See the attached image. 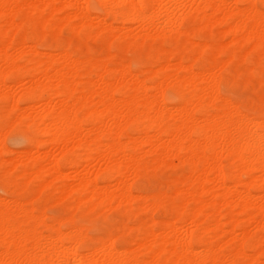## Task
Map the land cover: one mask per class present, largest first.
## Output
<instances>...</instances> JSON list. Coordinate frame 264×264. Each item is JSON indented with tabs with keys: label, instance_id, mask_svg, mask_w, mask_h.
<instances>
[{
	"label": "bare ground",
	"instance_id": "obj_1",
	"mask_svg": "<svg viewBox=\"0 0 264 264\" xmlns=\"http://www.w3.org/2000/svg\"><path fill=\"white\" fill-rule=\"evenodd\" d=\"M98 1L103 11L94 15L88 7L90 0H0V100L8 101L0 134L5 127L6 132L3 131V137L0 136V139L5 141V134L9 132L7 127L12 128V124L16 123L31 127L35 133L32 138L28 135L33 148H28L10 159H5L4 155L10 154L11 150L1 144L2 139L0 140V179L9 194L17 191L19 193L26 189L31 181L37 180L36 197L42 190L55 189L57 194L62 193V196L69 200H76L77 205H89V209H95L101 204L111 207L112 203L115 207H118L119 203L132 207L133 201L139 198L133 193L132 181H129L131 175L134 181L135 177L138 179L140 176L138 174H142L143 168L156 169L163 164L172 163V158L183 160L188 163L191 174L179 180L184 187H177L172 192L174 196L181 197L179 203H176V200L172 202L176 212L173 219L176 221L166 219V229L163 232L160 230V234L154 227H139L141 237L134 243L140 251L142 250L141 253L147 254V258L143 260L138 256L140 251L136 252L129 247L119 249L116 246L118 235L109 237L98 246L99 248L82 252L80 244L85 235L80 226L76 225L64 232L61 229L62 220L57 225L55 222L50 225L42 217L44 212L41 215L36 214L35 209L24 207L23 200L21 203L18 199L7 201L5 197L0 196V264H264V249L261 248V244H264V118L243 114L245 112L242 113L239 106L232 104L231 100L225 98L227 96L223 97L219 92L220 70L227 62L240 59L239 54L230 53L227 58L223 56L227 60L223 59L217 63L219 73L217 70L213 71L216 67L199 70L200 72L195 69L196 58L209 46L216 51L225 50L229 42L251 44L248 50L264 47V11L260 10L256 0H235L231 3L233 6L236 4L234 7L228 0ZM262 2L264 3V0ZM192 13H196L198 25L201 27L226 24L221 31L223 30L228 38L232 37V42L226 39L228 43L221 41L215 45L195 43L197 40L194 41L191 35L194 30L183 27L185 19ZM17 15L19 18L21 16V20H16ZM31 15L37 16L44 24L57 25V29L63 24L71 27L73 31L94 27L96 32L111 38L108 43L113 38L127 39L142 33L143 40L151 37L149 35L162 38L169 35L175 38L176 46L172 50L169 48L161 51L157 56L158 62L161 63L158 68L154 66L157 62L145 63L147 69L142 72L147 70V77L144 75V79L137 75L139 71L135 74L129 61L124 63L125 61L121 60L122 62L116 63L112 68L120 72L118 77L114 78L116 80L107 81L102 74L96 88L98 91L90 90L83 87L86 78L76 80V77H90L93 68L107 73L111 69L110 52L101 58L75 57L70 49L73 46L68 43L59 47L57 59L56 53L49 50L42 53L37 46L30 45L27 36L17 42L12 40L13 36H8L9 30L24 25L27 17ZM114 22H134L139 29L137 32L141 33L133 35L131 32L127 33L128 31L124 32L127 28L115 26ZM96 32L94 35L98 34ZM191 49L195 51L194 57L189 54ZM245 53L247 50L243 52ZM20 59L24 60L23 65L19 62ZM173 59L176 61L172 62ZM17 67H23L26 75L30 77L25 83L27 89L20 94L8 90L10 87L5 81L8 73ZM171 67L175 68L173 74L169 72ZM183 70L185 72L181 73ZM261 75L263 76L260 73ZM157 76L161 77V80L157 81V84L153 82L155 86H148L147 79ZM88 79L91 83L96 80ZM18 81L21 84L23 79ZM169 83L180 94L178 103L174 106H169L158 98L160 94H164L160 92L161 89L166 88ZM123 84H127L129 95L115 98L116 92L120 94L124 91ZM157 91L158 94L160 92L159 95ZM97 93L100 98L96 102L94 97ZM218 101L222 102L219 111L211 113L208 106L213 103L215 105ZM22 102L28 103L25 108L21 106ZM167 114L180 120L173 133L171 131L172 136H169V139L164 136L168 132L165 124ZM105 115H109L111 124L107 123V118L103 121L108 125L100 121ZM136 120L145 121L146 124L143 129L133 134L129 129ZM85 124L90 126L86 127ZM150 131L153 132L152 135ZM105 137L109 139L106 142ZM143 145L148 146L147 153L152 155V158L144 163L142 157L146 155V149L142 151L143 154L140 153ZM44 147L48 148L42 151ZM83 150L88 152V157L93 156L94 160L97 158L99 166L92 165V169L91 162H87L90 166L85 163L86 167H81L79 171V152ZM115 151H120L123 158H120L122 154L119 158L114 157ZM222 154L237 162V170L225 172L219 160L224 156ZM87 156L82 159L86 160ZM199 164H202L201 168ZM66 168L73 170L75 175L73 173L69 176ZM248 172L256 174L245 182L241 173ZM99 179L104 183L102 186H99ZM227 180H234L236 183L229 186ZM212 181L218 182L216 184H219L220 190L214 191V185L215 189L218 186H210ZM244 185L261 189L263 192L257 195L258 193L254 194L249 189L243 190L241 187ZM192 187L194 189H191ZM210 192L212 195L207 198ZM76 193L78 195H75ZM158 194L153 202L140 203V206H145L142 207L146 210H155L169 203L168 194ZM62 196L59 197L60 200ZM59 199L57 201H60ZM193 202L196 205L190 210L189 203ZM225 209L229 216V221L226 219L229 229L225 227L226 220L223 221ZM188 211L192 214L190 222L192 221L193 227L185 232L188 227L183 229L177 222L183 220ZM20 216L23 218L19 219ZM245 220L256 223L257 231H260L258 236L251 233L256 230L252 231L247 227ZM151 221L153 222V219ZM40 224L48 225L55 234L42 233L38 229ZM228 231L234 234L228 236L234 237L231 240L229 238V242L234 243L233 250L226 254L224 249L228 240L223 239L226 243L223 241L220 246L217 244V248L215 242ZM192 241L199 244V249H193ZM246 245L255 252H247L244 248Z\"/></svg>",
	"mask_w": 264,
	"mask_h": 264
},
{
	"label": "rangeland",
	"instance_id": "obj_2",
	"mask_svg": "<svg viewBox=\"0 0 264 264\" xmlns=\"http://www.w3.org/2000/svg\"><path fill=\"white\" fill-rule=\"evenodd\" d=\"M90 1L91 2H89V4H88L90 12L92 14H94V13L95 14H101V12L103 11V8H102L101 4L99 3V1L98 0H90ZM228 1H230V3ZM228 1L227 2L232 7H234L236 5V4H234V6L232 5L233 4L232 2L235 0H228ZM256 4L260 8V10L262 9L264 11V3L262 2V0H256ZM17 17L18 18L16 20L19 21L21 16L19 18V15H17ZM197 20H198V18L196 17V13H192L185 19V24H183L184 28L189 29V30H194L191 33L192 38L194 41L199 40L198 42L195 41V43L204 44V42H205L206 44H209V45L210 44L215 45V44L221 43V41L222 42L225 41L226 39L228 40V42L232 40L231 39L232 37L228 38L224 34L223 30L221 31V29L226 27V24L225 25L213 24L211 26L209 25L206 27H201L198 25L199 22ZM114 25L115 26H122V28L125 26L124 28L125 29L127 28V29L126 30L124 29L125 30L124 32L128 31L127 33H130V32H131V34H133V33L134 34H136V33L140 34L141 33V32L140 33L137 32L139 29H137V24L134 22H125L123 24L114 22ZM90 26L92 27L93 25H90ZM55 28L57 29V25L53 26L51 24H44L37 18V16L31 15V16L27 17L24 25L18 27V29L15 27L12 28V30L10 29L8 32V36L9 37H10V35L13 36L12 40L15 39L14 40L15 42L19 41L22 37L27 36L26 38L28 40V43L29 44L31 43L30 45L37 46V48L42 53L48 52V50L50 52H53L54 54L56 53L57 59L59 56V54H58L59 47H61V45H66L68 43L71 44V47L73 46V48H70V49H71V52L73 53V55L75 57H82L85 59H87V58L88 59L101 58V57H104L106 54H108V52H110V54L112 55L110 58L111 62L109 60V65H110L111 69L108 70L107 73L104 71L103 72L105 74L103 72L101 73L100 69L93 68V70L91 72L92 74H90V77H89V75L83 76V77H79V76L76 77V80L78 78H82V79L86 78V80L83 82V87L85 86L84 88H86V89L90 88V90L91 89L95 90L98 87L97 84H98V81L100 80V77L102 74L104 75L105 80L107 79V81L116 80L114 78L117 75H119L120 72L115 70V69L112 70V68L116 66V63L122 62V61L123 62L125 61L124 63L130 62L131 63L130 64L131 69H133V71L136 72L135 74H137V72L139 71V73L137 75L139 76V78L144 79L143 78V77H145L144 75H146V77H147V73H146L147 70L145 72H142L143 70H145V68L147 69V67L145 66L146 65L145 63L157 62L154 66H156L155 68H158L157 66H159L161 63L158 62L159 60L157 59V56L161 53V51L169 50V48H170V50H172L176 46L175 38H173L169 35L164 36L163 38L161 36L155 37L156 35L155 36L149 35L151 37L143 40L144 36L142 37V35H141L142 33H141L140 35H137L136 37L127 38L128 40L124 39V38H121V39L116 38V40H115V38H113L112 41L108 43V41H109L108 39L110 37H107L104 33L96 32L94 27H92V29H90V27H89L87 30L73 31L71 29V27L63 24V26L58 27L60 29L56 30ZM196 29L198 32L195 31ZM205 30L207 31V33ZM81 31H82V33H81ZM122 31H123V29H122ZM75 32H77V33H75ZM95 32L98 34L94 35ZM79 35H81V36H79ZM197 36H198V39H197ZM147 37H148V35H147ZM166 37H167V39H166ZM141 38H142V40H141ZM118 39H120V40H118ZM185 40L186 39H184V41ZM208 40L210 43L208 42ZM225 42L228 43L227 41H225ZM58 43H60V44H58ZM111 43L113 45H116V46L115 47L112 46ZM164 43H166V44H164ZM227 45L228 46L223 51H216L215 48H213L212 46L207 47L204 50V52L195 60L196 72H198L199 70L201 71V70H205L207 68L216 67L218 62L223 61V59L227 60L225 58H227L230 53L239 54L241 56L240 59L227 62L226 63L227 65L229 63L230 64L228 66L225 64V67L223 69L217 70V67H216V69L215 68L213 69V71L217 70L216 72H218L220 70L219 92L223 97L227 96L225 98H227L228 100H231L232 104L239 106V109L241 110V112L242 113H243V111L245 112L243 114L249 115V117H256L259 119H261V118L263 119L264 118V83H263L264 82V66H263L264 65L263 64L264 63V47H262V46H259V47L251 46V48L252 47L253 48L248 50L251 44H242L241 45L240 43H236V44L231 43L230 44V42H229ZM245 50H247V53L243 54V52ZM10 51L13 52V49L10 48ZM227 51H229V52H227ZM14 52H15V50H14ZM131 52H132V54H131ZM189 54L194 57V54H195L194 49L193 50L191 49L189 51ZM242 54H243V56H242ZM152 56H153V58H152ZM186 56H187V58L189 57V55H186ZM223 56L225 58H223ZM242 57H243V59H242ZM141 58H143V59H141ZM250 58L252 61L250 60ZM197 60L200 61V63H198ZM175 61H176L175 59L172 60V62H175ZM246 61H249V62H246ZM19 62L22 65L24 64V60H22V59H20ZM197 64H198V66H196ZM251 66H254V67H251ZM250 68H251V70H249ZM256 68H258V69H256ZM226 69L231 70V71H228ZM242 69H243V71H242ZM256 70H259L260 72L256 71ZM98 71H100L101 74ZM172 71H175L174 67L173 68L171 67L169 69V72L171 74H173ZM184 72H185L184 70L181 71V73H184ZM260 73L263 74V76L262 75L260 76ZM224 74H226V75H224ZM232 75H234V76H232ZM7 76H8V78L5 81H6V84L8 85V87H10L11 89L6 87V86H4V87L8 88V90H12L13 92L16 91L17 94H20V93H23L27 89L28 86L25 83H26V81L28 82V78H30V77L28 75H26V70L23 67H17L16 69H13L11 72L8 73ZM224 77H225V79H224ZM88 78H91L93 80L96 79L97 81L95 80L94 83H91V80ZM22 79H23V81L22 82L20 81V82H21V84L23 83V85H21L18 81V80H22ZM159 80H161V77H159V76L151 78V79H147V85L148 84L150 85L153 82H154V84H157V81H159ZM15 84H17V86H15ZM126 85L127 84H123V86H122V89L124 90L123 92H120V94H118L119 92H116L115 98H121L120 96H122V95H126V96L129 95L130 92L128 91ZM168 85H166L167 87L165 85H163L166 87L164 89L162 88L163 91L160 88L161 89L160 92H162V93L164 92V94H160V92H159V94L163 95V96H160L158 94L159 90L157 91V94L159 96L158 95L157 96H158V98L160 97L159 99L164 100V101L161 100L162 102L169 104V106L177 105L178 100H179V96H180L179 91H177V89H175L174 86L172 87V84L170 85V83H169ZM20 86H21V88H20ZM152 86H155V85L152 84ZM18 87L20 88V90ZM98 89H100V88H98ZM124 92H126V93L128 92V93L123 94ZM98 98H100V96L97 93V95H95V97H94V100L96 101ZM27 104L28 103H26V102H22L21 106L23 108H25L27 106ZM221 104H222L221 101L215 102V105H214V103L209 105L208 109L211 113H217L221 107ZM7 107H8V101L5 99L2 101V99H1L0 100V127L3 126V123L5 122V113L4 112H6ZM253 114H254V116H253ZM15 115H17V114H15ZM166 117H167V119L165 120L166 121L165 124L167 125V128H168L167 131L168 132L165 133L164 136H165V138L169 139V136H172L171 134L173 133L176 124L179 123L180 120L175 119L170 114H169V116L167 114ZM170 117L172 119H175V120H172ZM101 118L102 119H100V121H103V120L105 121L107 118V120H106V121H108L107 123L108 124L112 123L111 122L112 120H111V118H109V115H105ZM104 121H103V123H106ZM109 121H110V123H109ZM136 121L131 125V127L129 129V132H131V133L133 132V134H135L137 131H139V129H143L145 127V124H146L145 121H142V122H141V120H136ZM139 121L141 123H139ZM107 123H106V125H108ZM12 125H14L12 128H8L10 126L7 127V129L9 130V132L7 130L8 133L5 134V132H6L5 131L6 127H5V128H3L2 133L0 134V136L3 137V131H5L4 132V134L6 136L5 141H3L4 140L3 138H1L2 139L1 144L5 145V147H7V148H9V150H11L10 154L4 155V158L6 157L5 159L17 157V155H19L20 152L23 153L28 148H33L30 144L31 138L35 135L32 128L28 127L26 125L18 124V123L12 124ZM85 126L89 127L90 125L85 124ZM171 131H172V133H171ZM9 133H11V134L9 135ZM150 133L152 135L153 132L150 131ZM107 138L104 140L105 142L109 140ZM4 142H5V144H4ZM146 146L147 145H143L141 150H140L141 152L139 151L140 153H142V151L144 152L146 149V153H145L146 155L144 154L145 156L142 157L143 163L148 162L150 160V158H152V155L151 154L149 155V153H147V150L149 148L147 149ZM46 148H48V147H44L41 150L44 151V150H46ZM34 151H36L35 148H34ZM55 151L57 152L58 149H56ZM34 154H37V153L34 152ZM87 154H88V152L86 150L79 152L80 164L77 167V169L79 168L78 169L79 171L83 167H86L85 165L88 164L87 162H89V163L91 162V164H90L91 166L88 164V167L90 166V168H92V169H93V166L97 167L100 164L99 161L97 160V158H96V160L98 162L96 160H94L95 158L93 156L88 157ZM121 154L122 153L120 151H115L113 153L114 157H116V158H117V156L119 158L120 157L119 155H121ZM222 155H224V154H222ZM84 156H87L86 157L87 159L85 158L86 160H84V158L82 159V157H84ZM120 158H123V154L121 155ZM219 158H220V156H219ZM170 160L171 161L173 160V162L172 163L169 162V164L167 163L165 165L163 164L159 167H156V169H154V168H151L150 170L149 169L146 170L145 168L141 169L142 174H138L140 176H138V179L135 177L134 181H133V178L131 175V177L129 178V181H132L131 185H132L133 193H134V195L136 194L139 198V199H136L135 201H133L132 207L129 204L125 205V204L119 203V205H118L116 202H114V203H116V205H118V207L117 206L115 207V204L113 205V203H112V205H111L112 208L110 206H109L110 207L109 208L108 205H107V207H108L107 208L106 206H102V204H101V205L97 206L95 209L94 208L89 209V207H90L89 205H85V204H80V205L78 204L77 205L76 200L75 201L69 200L67 197H64V195L62 196V193L61 194L59 193V194L64 199L61 198V200H60L59 197H61V196H59V194H57L58 192L55 189L54 190L48 189V190H44V191L42 190L41 193L36 197V193H35L36 186L35 185L37 183V180L31 181L29 183L28 187L26 189H24L23 191H21L19 193H18V191L12 192L9 194V192H6L4 185L2 184V181L0 179V196L2 198L5 197L4 199H6L7 201H12V200L16 201L18 199L19 201L18 200L17 201L21 203V201L23 200L22 204L24 205V207H26L27 209L31 207V208H33L32 210L35 209L34 212L36 214L41 215L44 212V214H42V217L44 219H46L47 223H50V225H51V223L54 224V222H55V225H57L62 220L61 229L64 232L65 231L67 232L68 230L72 229L76 225L78 227L80 226V228H82L83 234L85 235V238L83 239V241L80 244L81 245L80 251H82V252L87 251L88 249H91V248L96 249V247H98V246L100 247L105 240L109 239V237L110 238L113 236L117 237V235L119 238L117 239L118 241H116V246L119 249L122 247H129L131 249L136 250V252H138V251H140V249H138V247H137L138 245H136L134 243V241L135 240L137 241V238L141 237V231L139 230L140 226L145 225V226H143L145 228L154 227L156 232L158 234H160L161 232L165 231V229H166L165 223L167 222V220H171V221L175 220L173 218L176 217V212L172 206V202L176 200V203H179L181 201V197L179 195L174 196V194L172 192H174L177 187H184V184L181 183L180 181L183 180V178H185L186 176H189L191 174L190 173L191 170H190L188 163L183 161V160L178 161V160L173 159V158ZM219 160L222 162V164H221V162L219 161V163L222 165L221 167L225 170V172H231V171L237 170V168H236L237 162L233 161L232 158L228 157L226 154L224 156H222L221 159H219ZM231 160L233 162H231ZM95 162L98 164H95ZM82 165H84V166H82ZM166 165H168V166H166ZM201 167H202V164H199V168H201ZM70 170L71 169L66 168L67 174L70 173L69 176H72L74 171L73 170L70 171ZM254 174H256V173L255 172L241 173V178L246 182V181H249V178L251 179L252 178L251 176L252 175L254 176ZM74 175H75V173H74ZM140 180H142L143 182ZM114 181L115 180H113L112 182H114ZM213 182H215V183H213ZM216 182L217 181L210 182V186L216 184ZM58 183L61 185L60 181ZM98 183H99V186L100 185L102 186V184H104L101 181V179H99ZM233 183H236V181L227 180V185L228 184H229V186L234 185ZM216 185L218 186L219 184H216ZM135 186H137V187H135ZM215 187L216 186L214 185V191L220 190L219 186L217 189H215ZM135 188H138V189L135 190ZM241 188L242 189L244 188L243 190H245V188L249 189V191H251L254 194L258 193L257 195H260L263 192L261 189L248 187V185H244ZM191 189H194V187H192ZM51 190H53V191H51ZM52 192H54V193H52ZM212 192L207 194L206 197L208 198L209 196H211ZM152 193H155L156 195H154ZM157 193L168 194L169 195L168 196L169 197V203L165 204L164 207L160 206L158 209H155V210H152V209L146 210L145 208H143L145 206H143V205H142L143 207L140 206L142 203L153 202V200H155V198L157 196ZM56 195H57V197H56ZM75 195H78V193H76ZM140 196H143V197L140 198ZM144 196H146L145 199H144ZM147 196H149V197H147ZM57 198L60 201H57L58 200ZM55 199H57L56 202H53V201H55ZM26 200H27V202H26ZM52 203L53 204L55 203V204L53 205ZM32 204L34 206H32ZM144 205H146V204H144ZM195 205H196L195 202L189 203V209L192 210V208ZM166 207L169 208V210ZM43 210H45V211H43ZM107 210H109V211H107ZM139 210H140V212H138ZM135 212H137V213H135ZM152 212H153V214H152ZM190 212L188 211L187 216L183 220H180L177 222V224L180 227L182 226L183 229L184 228L187 229V227H188V230H185V232L189 231L190 230L189 228H191V226H192V223H191L192 221L190 222V218L192 217V214H189ZM224 213H225V218H223V221H225L226 219L229 218V216L227 215V209H225ZM44 215H45V217H44ZM217 216H219V215H217ZM22 218H23V216L19 217V219H22ZM152 219H153V222L151 221ZM191 220H192V218H191ZM162 221H163V223H162ZM171 221H169V222H171ZM228 221H229V219H228ZM228 221L226 220V222H225L226 229L227 228L229 229V224L227 225ZM244 223L247 225V227L251 228L252 231L256 230L254 232H251L252 234H254L255 236H258L260 234V231H257L258 229L256 228L257 227L256 223L249 222L246 220L244 221ZM130 225L132 226L131 229H130V227H131ZM182 228H179V229H181V231H182L183 230ZM38 229L41 230V232L45 233V234H51V235L55 234L54 230L51 229L50 227H48V225L46 226V224H40L38 226ZM160 230H161V232H160ZM182 232H184V230ZM263 234H264V232H263ZM230 235H234V234H232L231 231H228L225 233V236L220 237L215 242L216 248H217V244H218V246H220L223 243V241L225 240V238H226V240H228L227 241L228 244L225 247L226 250L224 249L226 254L227 253L229 254V252H231L233 250L232 245H233L234 241L229 242V238L231 240L234 237L231 236L228 238V236H230ZM191 245H192L194 250H195V248H196V250H197V248L199 249V244L197 242L192 241ZM263 245L264 244H261L262 249H264ZM244 248L247 252L249 251V253L255 252V250L249 248L247 245ZM141 251L138 252L140 254H138V253L137 254H138L139 258L141 260H143V259L147 258V254L145 252L141 253ZM262 260H264V257H262Z\"/></svg>",
	"mask_w": 264,
	"mask_h": 264
}]
</instances>
